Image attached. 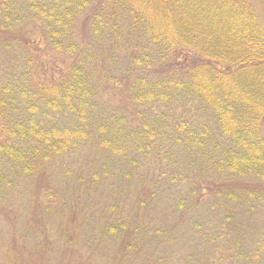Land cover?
Returning a JSON list of instances; mask_svg holds the SVG:
<instances>
[{
  "label": "trees",
  "instance_id": "obj_1",
  "mask_svg": "<svg viewBox=\"0 0 264 264\" xmlns=\"http://www.w3.org/2000/svg\"><path fill=\"white\" fill-rule=\"evenodd\" d=\"M54 54L67 63L42 59ZM76 165L80 186L132 190L87 254L72 248L85 264H195L187 251L215 220L233 264H264V25L250 0H0V212L40 256V199L55 204Z\"/></svg>",
  "mask_w": 264,
  "mask_h": 264
},
{
  "label": "rangeland",
  "instance_id": "obj_2",
  "mask_svg": "<svg viewBox=\"0 0 264 264\" xmlns=\"http://www.w3.org/2000/svg\"><path fill=\"white\" fill-rule=\"evenodd\" d=\"M250 3L258 14L261 23L264 25V0H250ZM42 59L47 63H55V66H62L67 63L66 58L58 54H54L53 59H45V57ZM109 96L116 101L119 100V97L114 96L113 92H110ZM86 154L88 157L90 156L89 151H87ZM69 169L70 173L65 179V183L60 186V182H58L55 187L58 188L60 186L58 190H55L57 194L56 205L51 200L41 198L38 207L40 214L42 212V216L46 221L45 231L48 237L50 236L49 240L52 244V247L50 244L48 245L49 249L41 256L46 259V262L48 261L51 264H85L86 257L84 256L83 259L81 254L79 255L71 251L73 250L72 248L76 246V248L79 250L81 249L87 254L89 250L83 247L84 238L91 234L93 228H96L95 233H98V230L107 220L113 221L115 218L112 214L118 213L122 215L119 210L123 205L122 198H124L126 194H128L129 197L132 192V190L129 191L128 189H117L116 185L109 187L108 183H106L107 186L105 183L101 184V186H95L93 184L92 187H89L87 183L80 186L78 182L75 183L74 180V178H76V171L79 170L78 165L70 167ZM79 174L83 175L84 182L87 181L88 176L83 169L80 170ZM23 193L25 198L22 199L20 197V200L14 202L16 209L13 211L19 218L29 211L28 203L31 194L25 191H23ZM49 206L51 210L45 214L43 209ZM122 210L124 211V209ZM38 211L35 214V219H37ZM29 217L28 215V218ZM31 222L36 226L41 224V222H38V219L36 221L31 220ZM206 226L208 229V232L205 233L206 239L200 241L195 251H193V247L189 248L187 251L188 253L190 252V254H195L191 256L192 258H199V261L194 263L233 264L229 256L233 254L235 257L237 254V249L235 248H238V246L233 244L234 239L231 238V233H229L226 225L220 226V223L215 220L214 222L208 223ZM12 227H14L12 222L9 221L7 224L4 215L0 212V264H31L36 260L38 262L41 257L40 254L33 251L31 249L32 247L28 248L32 246L31 232L28 231L29 240H25V237H23V240H20V238L13 237ZM16 227L19 228L20 231L22 226L19 223ZM208 235L211 236L209 238L211 240L208 239ZM95 239L94 245L90 244L89 248L97 246L95 243H98V239ZM227 240H229V242H227ZM115 242L116 241H113V246ZM103 247L106 252L109 251V244H100V248ZM192 258H190V260H192ZM92 261L94 264H105V257H102L101 254V258L98 256L93 257Z\"/></svg>",
  "mask_w": 264,
  "mask_h": 264
}]
</instances>
